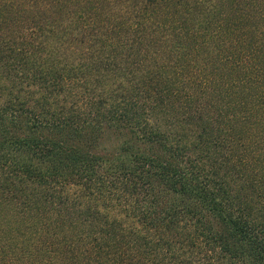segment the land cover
<instances>
[{"label": "trees", "instance_id": "obj_1", "mask_svg": "<svg viewBox=\"0 0 264 264\" xmlns=\"http://www.w3.org/2000/svg\"><path fill=\"white\" fill-rule=\"evenodd\" d=\"M0 264H264V0H0Z\"/></svg>", "mask_w": 264, "mask_h": 264}]
</instances>
